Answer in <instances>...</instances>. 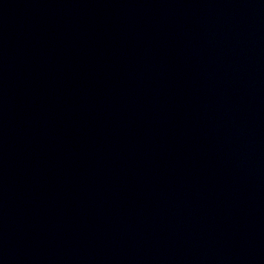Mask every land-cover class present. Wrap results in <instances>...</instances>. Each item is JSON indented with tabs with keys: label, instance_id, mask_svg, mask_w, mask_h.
<instances>
[{
	"label": "water",
	"instance_id": "95a60500",
	"mask_svg": "<svg viewBox=\"0 0 264 264\" xmlns=\"http://www.w3.org/2000/svg\"><path fill=\"white\" fill-rule=\"evenodd\" d=\"M49 264H264V0H111Z\"/></svg>",
	"mask_w": 264,
	"mask_h": 264
}]
</instances>
